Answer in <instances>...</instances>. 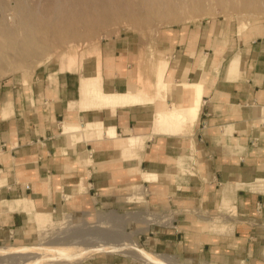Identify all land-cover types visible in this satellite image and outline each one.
<instances>
[{
  "label": "crops",
  "instance_id": "0c3cea01",
  "mask_svg": "<svg viewBox=\"0 0 264 264\" xmlns=\"http://www.w3.org/2000/svg\"><path fill=\"white\" fill-rule=\"evenodd\" d=\"M220 30L216 24L202 23L194 37L173 41V50L165 58L163 81L169 83L166 103L175 100L190 105L191 90L182 82L203 83L190 134L152 132L157 99L113 108L80 105V76L93 75L94 68L38 69L26 83L1 80L0 241L29 235L35 228L32 209L51 213L87 210L112 200L115 187L121 185L127 187L121 195L123 200L133 201L129 198L131 183L140 170L146 169L155 172L156 178L142 182L157 186L168 196L176 195L177 200L193 198V193L200 191L211 204L217 200L219 205L223 199L233 203L235 214H219L223 221L235 220L232 229L220 230L233 231H220L227 236L214 237L212 249L218 258L244 257L248 263L260 264L264 191L253 190L248 184L264 176V36H241L224 42ZM234 57L238 59L237 69L231 73L229 63ZM131 60L117 52L100 61L105 91L135 80ZM93 119L115 125L116 137L62 130L63 121L86 125ZM130 134L147 135L142 149L136 150L138 158L119 144V137ZM192 158L198 170L186 173L181 185L175 187L179 171L188 169L186 164ZM150 236V248H178L175 229H155ZM188 240L187 250H194V241ZM126 259L112 257L107 264H132Z\"/></svg>",
  "mask_w": 264,
  "mask_h": 264
},
{
  "label": "rangeland",
  "instance_id": "374dc122",
  "mask_svg": "<svg viewBox=\"0 0 264 264\" xmlns=\"http://www.w3.org/2000/svg\"><path fill=\"white\" fill-rule=\"evenodd\" d=\"M49 9V0H0V56L4 60L0 63V81L14 79L26 83L35 70L65 69L69 54L77 57L72 69L91 71L97 58L100 64L101 60L118 52L132 59L130 65L136 71L134 81L141 73L148 88L155 80L157 64L163 77L165 58L173 50L170 49L172 42L178 37H194L202 23L220 27L224 42L241 39V36H264V0H60L51 22L45 18ZM6 35H10L12 41L8 42ZM93 48L98 49L99 54L93 53ZM17 52L24 54L22 62L18 67H9L16 60ZM230 65L231 61L229 68ZM191 160L186 164L188 169L179 171L177 183L181 184L186 173L198 170L196 160ZM142 185L145 195L139 201H124L121 195L127 192L126 185L116 186L113 202L103 200L98 208L92 206L71 213L53 212V221L43 229L36 230L33 223L35 228L29 235L0 241V255L3 254L0 264H17L15 261L24 264L22 260L29 255L26 262L33 258L34 261L27 264H51L50 261L57 264L56 258L63 253L57 251L58 247L70 246L78 251L70 250L69 255L74 259L62 264H107L112 257L128 258L132 264H155L141 257L156 253L152 250L164 252V259L171 264H251L244 257L218 258L212 249L214 237L227 236L220 231H233L220 230L221 227L232 229L235 224L234 219L223 221L219 215L236 213L229 200L223 199L219 205L215 200L211 204L200 191L194 192L193 198L177 200L176 195L170 197L157 186L145 182ZM102 215L106 218H102L100 224L86 230V223ZM147 216L149 219L144 218ZM59 227L70 228L84 237L58 238L57 233L62 231L57 230ZM155 229H175L178 248L166 251L150 248L147 240ZM187 239L194 241V250H187ZM80 247L87 250L81 251L82 254ZM93 247L96 248L93 253L88 251ZM109 247L113 249L107 250ZM261 254L260 264H264V252ZM187 257L196 260L185 261Z\"/></svg>",
  "mask_w": 264,
  "mask_h": 264
},
{
  "label": "bare ground",
  "instance_id": "6f19581e",
  "mask_svg": "<svg viewBox=\"0 0 264 264\" xmlns=\"http://www.w3.org/2000/svg\"><path fill=\"white\" fill-rule=\"evenodd\" d=\"M49 2H50V9L48 10L49 12L47 11L48 14L46 13L47 15H46L45 18H46V20L51 22L52 19L55 17L54 13L56 11H54V10L57 9L60 0H49ZM4 37H5V39L8 42L12 41L10 39V35H6ZM36 45L38 46V44H36ZM98 52H99L98 49L93 48V53L99 54ZM152 52H153V50L150 51V53H152ZM16 54H17L15 56L16 60L15 61L13 60V64L11 66H9V67H18L20 62H22V58L24 57V54L23 53H18V52ZM152 55H153V53H152ZM153 58H154V56H153ZM66 59H67V64L65 66V69H72L74 67L73 65L77 64L76 63L77 57H75V55H73V54H69L66 57ZM0 63H4V60H3V58L1 56H0ZM162 63H164V62H162ZM237 63H238V60L233 58L231 60V65H230L229 71L232 70L234 72L237 69ZM148 64H150V63L148 62ZM93 68H94V71H95L93 75L82 74L80 76L79 81H80V89H81V95H82V98H81V101H80V105L85 106V107L86 106H91V105L110 106L111 108H113L116 105H121V104H125V103L133 104V103L139 102V101H148L149 102V101H153V99H157L158 103H157V106H156V110L154 111V113L152 115V132H164V133H170V134L188 133L189 132V134H190L191 127L194 124V122L196 121V118L198 116V111H199V106H200V101H201V92H202V84L203 83L201 84L200 80L193 81V82H186V81L182 82V84L184 86L190 88L191 95H192L191 104L190 105H183L181 103L174 102L175 100L171 101V102H167V103L164 101V95H166V92H167L168 87H169V83L163 81L161 68L158 66V64H157L156 69H155L156 70V76H155V80L153 79L154 82L152 83V87H151V84L148 87V88H152V89H150L151 91L148 90L147 84L145 83V81H143V78L140 75L141 73L137 74L136 81H129V82L126 81V82L121 83L122 85H119L120 89H115V90L110 91V92L109 91H105L102 88V85H101V74H100V71H99V59L98 58H97V61L95 60ZM7 70L8 71H12V70H9V69H7ZM141 72H142V70H141ZM147 72H149V70ZM119 81H122V80L119 79ZM103 109H104V107H103ZM107 109H108V107H107ZM61 126H62V130L63 131H72V132L76 131L77 135L79 133H81V132H83V133L84 132H96L99 136L102 135V134H106V135H110L111 137L112 136L116 137V132L114 130V126L115 125H112V124L103 125V121L101 119H93V120L89 121V123H87L86 125H82V123H78V122L63 121ZM146 136L147 135L130 134V135H127L125 137H119V144L122 146V149L129 150L130 153H131V156L133 155L134 157L138 158L139 154L136 153V150L142 149ZM107 137H109V136H107ZM144 148H145V146H144ZM142 151H139V152H142ZM155 178H156V173L155 172L148 171L146 169L140 170L139 173L137 174V178L134 179V181L131 183L132 194L130 195L129 198L130 199H134V200L136 199L138 201L143 199L144 195H145L144 194L145 190L143 188L142 181L155 179ZM175 185H176L175 187H179L181 184L177 183L175 181ZM248 185L253 190L264 191V176L256 177L255 180L250 182ZM81 189H83V187L79 186V190H81ZM87 189H85V190H87ZM232 208L234 209V213H235V211H236L235 210V206H232ZM31 211L34 214V217L36 219V221H35L36 230L43 229L45 224H49L54 219V217L52 216V213H51L52 211L51 212H49V211H39V210H34V209H32ZM46 212H47V215H46ZM215 215H209V216H215ZM102 218H106V217L102 215V216L97 217V219H95L93 222H90L88 224L86 223V225H87V226H85L86 230H87V228H88V230H90L89 228H92V227L97 226L98 224H100ZM144 218H146V219L148 218L149 219L148 216L144 217ZM80 223H84V222L80 221ZM57 230H62V231L57 233V237L58 238H69L71 236H74V237H77V238L78 237H84V235L82 236L81 234H78V233H75L73 231H70V230H72L70 228L62 229V227H59V228H57ZM101 246H99V248L103 249ZM73 248H74V246L64 247V248L61 247L60 249L58 247L59 250L57 249V251H59V253L61 251H63V253L59 254V257L56 258V260H57L56 263L57 264H62L66 260L74 259L73 255H69L70 250H72ZM80 248H83L81 250L79 249L80 252L81 251L83 252L86 249L84 247H80ZM110 249H113V248H111V247L107 248V250H110ZM73 250H74L73 252H77L78 251L76 248H74ZM95 250H96V248L93 247L92 249L89 248L88 251H92V253H93ZM64 251H66L67 253L64 254ZM134 251L135 250H133V252ZM1 255H3V254H1ZM164 256H165L164 253L156 252V253H152L151 256H148V257L141 256V257L142 258H148V260L150 259L155 264L156 263H159V264H171L169 261L167 262L168 259L167 260L164 259ZM29 257H30V255L27 256L24 260H22V262L25 261L24 264H27V263H29L31 261L33 262L34 258L31 259L30 261L26 262V260ZM166 258H170V257H166ZM45 260L48 261L49 259L45 258ZM15 262H17V264H21V261H19V262L15 261ZM50 262L52 264L53 261H50ZM40 264H41V262H40Z\"/></svg>",
  "mask_w": 264,
  "mask_h": 264
}]
</instances>
